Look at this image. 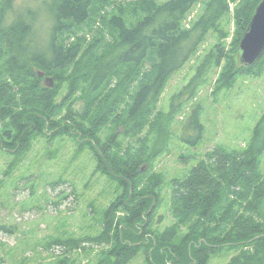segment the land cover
<instances>
[{
	"label": "trees",
	"instance_id": "obj_1",
	"mask_svg": "<svg viewBox=\"0 0 264 264\" xmlns=\"http://www.w3.org/2000/svg\"><path fill=\"white\" fill-rule=\"evenodd\" d=\"M95 1L52 0L45 23L51 32L45 40L35 35L37 17L18 15L9 21L7 10H0V149L19 159L34 139L68 135L80 149L92 150L99 172L120 180L124 193L107 209L105 230L99 237L80 240L109 246L98 264H127L140 252L145 264H208L225 248L237 252L229 264H264V116L244 153L209 152L176 181L170 202L175 223L163 232L155 222L161 177L149 173L150 162L167 148L174 117L196 96L214 66L222 68L218 90L231 87L239 75L264 74V55L246 67L239 63L238 52L263 0H210L189 27L186 19L201 0H149L142 3L144 15L135 24L126 23L123 11L104 20L110 42L96 38L83 48L85 41L78 38L65 45L64 35L74 34L75 27L90 19ZM101 3L105 7L110 0ZM231 3H236L231 47H213L195 76L172 97L169 111L154 116L169 79L197 55L212 30L220 31ZM147 63L151 68L144 72ZM40 72L54 76L56 88L47 87ZM115 76L117 85L107 91ZM66 81L69 93L58 102ZM78 93L86 100L81 113L74 108ZM116 115L130 133L147 126L157 133L150 152L147 137H137V146L128 145L123 154L117 152L115 135L106 141L99 138L102 127ZM200 116L196 109L181 131L180 139L194 147L204 133Z\"/></svg>",
	"mask_w": 264,
	"mask_h": 264
},
{
	"label": "rangeland",
	"instance_id": "obj_2",
	"mask_svg": "<svg viewBox=\"0 0 264 264\" xmlns=\"http://www.w3.org/2000/svg\"><path fill=\"white\" fill-rule=\"evenodd\" d=\"M101 1H95L90 19L75 27L74 34L68 32L64 35L65 45L76 43L78 38L85 41L83 48L96 38L110 42L112 36L104 20L106 22L111 15L123 11L126 23L135 24L144 15L142 3L149 0H110L105 7ZM152 1L164 3L169 0ZM209 1L201 0L194 7L186 19V27L203 14ZM51 5L52 0H0V10H7L9 21L18 15L37 17L35 35L43 40L51 32L45 26ZM230 8V13L220 21V31L212 30L197 55L169 79L155 106L154 116L169 111L172 97L195 76L202 59L213 47L218 44L228 49L231 47L236 29V3H231ZM223 34L228 35L226 39L222 38ZM150 68L151 64L147 63L143 71ZM221 73V67L211 69L196 96L184 105L170 124L167 148L150 162L149 173L161 177L156 190L160 205L155 218L160 232L175 223L170 202L176 181L184 178L209 152L221 149L227 153H244L264 116V74L239 75L231 87L218 90L217 81ZM46 77L54 79L56 88V78ZM118 80V76L113 77L106 86L107 91L115 87ZM68 93L69 82L66 81L60 88L58 102ZM85 105L86 100L78 93L75 110L81 113ZM123 109L117 110L116 114L122 113ZM196 109L201 112L204 133L200 143L194 147L180 137L182 128ZM116 118L117 115L102 127L99 132L101 140L106 141L115 135L117 152L123 154L128 145L137 146V137H147V152L152 150L157 133H150L149 126L138 134L130 133ZM260 165L264 171V154ZM97 168L98 161L92 150L87 146L80 149L68 135L34 139L29 152L19 159L13 153L0 149V264H98L105 259L108 245L81 243L80 240L101 236L105 230V213L123 195L124 189L120 180L102 174ZM144 168L146 170L148 166ZM64 243H69L68 247ZM236 254L235 250L228 248L219 250L208 264H229ZM127 264H145L144 253L140 252Z\"/></svg>",
	"mask_w": 264,
	"mask_h": 264
},
{
	"label": "water",
	"instance_id": "obj_3",
	"mask_svg": "<svg viewBox=\"0 0 264 264\" xmlns=\"http://www.w3.org/2000/svg\"><path fill=\"white\" fill-rule=\"evenodd\" d=\"M239 61L241 65L252 67L264 55V0L257 7L251 23L239 43ZM44 77L45 73L40 72ZM45 85L54 88L55 82L52 77H45Z\"/></svg>",
	"mask_w": 264,
	"mask_h": 264
},
{
	"label": "flooded vegetation",
	"instance_id": "obj_4",
	"mask_svg": "<svg viewBox=\"0 0 264 264\" xmlns=\"http://www.w3.org/2000/svg\"><path fill=\"white\" fill-rule=\"evenodd\" d=\"M45 77H46V74H45V76L43 78H45Z\"/></svg>",
	"mask_w": 264,
	"mask_h": 264
}]
</instances>
